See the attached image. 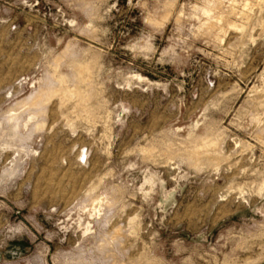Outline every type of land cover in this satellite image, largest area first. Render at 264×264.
Instances as JSON below:
<instances>
[{"label":"rangeland","instance_id":"obj_1","mask_svg":"<svg viewBox=\"0 0 264 264\" xmlns=\"http://www.w3.org/2000/svg\"><path fill=\"white\" fill-rule=\"evenodd\" d=\"M0 264H264V0H0Z\"/></svg>","mask_w":264,"mask_h":264},{"label":"bare ground","instance_id":"obj_2","mask_svg":"<svg viewBox=\"0 0 264 264\" xmlns=\"http://www.w3.org/2000/svg\"><path fill=\"white\" fill-rule=\"evenodd\" d=\"M37 95V94H36ZM34 97V96H33ZM40 96L38 95V96H36L35 98H32V99H34V101L36 102L37 101V99L39 98ZM42 97V96H41ZM26 101H28V100H26ZM24 103H25V101H24ZM32 103V102H31ZM25 105H26V103H25ZM25 105H23V106H25ZM27 106V105H26ZM13 118V117H12ZM14 119V118H13Z\"/></svg>","mask_w":264,"mask_h":264}]
</instances>
